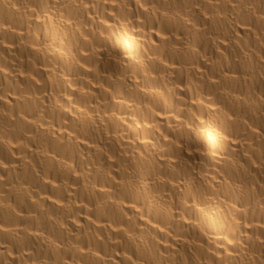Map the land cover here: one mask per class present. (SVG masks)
Wrapping results in <instances>:
<instances>
[{
    "label": "bare ground",
    "instance_id": "bare-ground-1",
    "mask_svg": "<svg viewBox=\"0 0 264 264\" xmlns=\"http://www.w3.org/2000/svg\"><path fill=\"white\" fill-rule=\"evenodd\" d=\"M0 264H264V0H0Z\"/></svg>",
    "mask_w": 264,
    "mask_h": 264
}]
</instances>
